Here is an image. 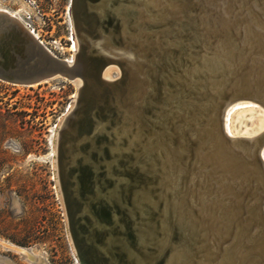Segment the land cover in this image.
I'll use <instances>...</instances> for the list:
<instances>
[{"label": "water", "instance_id": "water-1", "mask_svg": "<svg viewBox=\"0 0 264 264\" xmlns=\"http://www.w3.org/2000/svg\"><path fill=\"white\" fill-rule=\"evenodd\" d=\"M184 1H190L194 7L186 16ZM237 1L168 0L166 3L165 0H71L73 29L78 43L72 63L51 54L19 20L0 13V80L32 85L65 78L76 87L73 105L58 124L54 149L57 155L55 167L59 194L64 203L71 242L80 264H110L99 244L108 231H114L113 227H109L110 218L117 211H111V206L98 201L89 207L92 219L86 213V199L94 192L96 177L92 166L81 164V155L88 143L98 146L106 142L107 135H121L128 141L134 140V137L139 138V147L134 145L135 149L129 155H136L139 160L142 159V153L149 150L155 156L154 160L147 159L138 167L150 174L147 181L150 184L153 182L154 188L162 190L159 195L162 202L158 205L161 218L158 222H147L149 228L158 224L154 242L155 256L135 246L134 230L124 217H120L124 226L123 234L133 249L134 257L127 261L124 256H119L118 262L206 263L199 259L204 250L202 253L190 254L186 259L172 250L176 249L179 235L185 232V228L189 229V223L194 221L191 209L200 216L198 226L205 219L203 204L211 199L207 181L218 184L219 181L223 182L226 175L224 163L215 154L213 156L212 138L216 137L223 144L247 139L230 136L225 131L226 111L236 100L245 97L228 96L223 101L216 97L217 104L214 106L212 102L201 120L194 109L184 111L186 96L180 98L181 109L170 100L181 92L182 87H190L182 79L186 69H192L188 76L191 84L206 81L207 89H214L221 72L229 69V62L221 58L224 49L215 46L220 40L221 30L231 27L234 18H241L244 27L250 24L251 28L259 31L245 11L236 10ZM245 1L264 22V0ZM165 5L168 6L166 13L172 14L177 20L172 27L178 37L171 38L166 34L161 40L157 37L153 39V33L160 26H166ZM133 11L142 13L152 26L143 31L137 17L132 15ZM188 17L195 24L202 25L198 30L204 42L198 60L197 55L189 53L184 57L186 63L179 65L180 60L168 48H179L183 53L179 44L187 41V38L178 21ZM203 17L209 20L208 24L201 21ZM238 39L246 41V33H240ZM217 58L222 59V64L217 69H210L213 60ZM160 63L163 64L162 68L159 67ZM112 65L116 66L119 76L104 78L103 72ZM174 65H178V70L171 69ZM205 70L207 72L204 73ZM235 77L238 75L232 74V78ZM159 94L168 99L170 106L167 109L161 107ZM255 102L264 107L258 100ZM203 124L214 128L213 137H210L212 131L208 134V130L204 133L209 139L196 133ZM263 146L264 138L254 150L255 161L262 172ZM110 155L107 148H104L103 159L113 160L115 157ZM90 158L92 161L98 160L94 155ZM132 159L129 158L130 161ZM156 172H161L162 177L172 185L165 189ZM198 180L202 184L204 182L202 189H197ZM144 181L149 185L145 178ZM180 181L186 185V191L182 194L181 186V191L177 193ZM253 210L264 230V190L260 192ZM212 217H216L215 214ZM91 224L98 229L91 232V240L87 241L86 234ZM189 238L193 237L182 238L183 244L194 247L195 239ZM228 243V239L219 243L215 258L210 259L208 264H217ZM239 257L240 264H250L253 255ZM28 258L33 260L31 256Z\"/></svg>", "mask_w": 264, "mask_h": 264}, {"label": "bare ground", "instance_id": "bare-ground-1", "mask_svg": "<svg viewBox=\"0 0 264 264\" xmlns=\"http://www.w3.org/2000/svg\"><path fill=\"white\" fill-rule=\"evenodd\" d=\"M167 1L165 0L166 3ZM244 1H237L238 7L236 10L238 12L245 11L251 18L252 24L256 25L259 31L251 28L250 24H246L244 27V22L241 18H234L231 27H225L221 30L220 40L215 46L217 49H224L221 58L229 62V69L221 72L214 89H207L208 83L206 81H203V83L197 81L198 83L191 84L188 77L192 70L190 68L186 69V73L182 77L186 83L190 84V87H182L181 92H178L170 100L174 103L175 107L181 109L180 98L181 96H186L187 101L183 106L184 111L189 112V108L194 109L197 117H200L201 120L203 114L207 113L205 111H209V105L212 102L214 106L217 104V98L223 101L228 96L237 97L241 95L245 97L236 100L226 111L225 131L230 136L247 139H238L229 144H223L216 137L212 138L213 156L215 154L219 158L218 160L224 163L223 166L226 167L225 170L227 171L226 175L223 177V182L220 183L219 181L218 184L213 183L214 181H207V190L210 192L211 199L203 204L202 213L205 219L198 226L200 216L195 210L191 209L194 221L189 223V229L185 228V232L179 235L176 249L172 250L175 254L182 255L184 259L190 254L202 253L204 250L199 259L206 261L205 264H208L210 259L215 258L214 256H216L217 250H219V243L224 242L226 239L229 240V243L223 249L221 253L222 257L217 264H240L239 255L243 257L250 254L253 255V258H250V264H264V230L253 210L260 192L264 190V172L259 169L254 155L257 143L264 138V114L254 127L242 130L241 135H238V131L236 133L233 132L230 122L232 116L238 111L253 109V111L264 112V107L259 106L255 102V100H258L264 105V22L259 19L248 1ZM189 2L184 1L185 16L194 9ZM167 8L168 6L165 5V12L163 11L167 18L166 26H160L153 33V39L157 37L161 40V37L166 34L170 35L171 38L178 37V34L172 27V24L176 23L177 20L172 14L166 13ZM137 12L133 11L132 15L137 17L139 27L145 31L152 25L142 13ZM0 13H5L19 20L16 16V11L8 12L0 9ZM201 21L204 24L209 23L206 17H203ZM178 25L187 38V41L179 44L183 53L180 52L179 48L175 47H169L168 50L173 53L175 58L180 60L179 65H184L186 63L184 57L189 53L197 55V60L199 59V50L204 42V38L198 30L202 28V25L200 23L199 25L195 24L189 17L178 21ZM29 31L38 39L35 32ZM243 31L246 33V41L238 39V35L240 33L243 34ZM70 50L73 52L74 58L78 50L77 40L74 41ZM222 59L217 58L213 60L210 69H217L222 64ZM64 60L67 63H72L73 61L69 59ZM162 65L160 63L159 67L162 68ZM174 66L171 69L178 70V65ZM111 68L115 69L116 66H108L103 72L104 78L110 79L114 77L112 76ZM243 68H247L246 71L242 72ZM116 71L117 76H119L117 68ZM232 74H237L238 77L233 79ZM203 88L204 90L202 91ZM158 100H161L160 105L164 109L170 106L167 101L168 99L164 98L162 94H159ZM241 118L239 117V119ZM253 130L255 132H252ZM206 131L208 134L212 131L210 137H213L214 128H210L209 125L206 127L205 124L196 133H199L203 138L209 139V136H205L204 132ZM113 136L107 135L106 142H101L98 146L89 142L85 152L81 155V164L92 166L96 177L94 192L86 199L88 207L86 213L92 219L89 207L98 201L111 206V211H117L116 214L112 213L110 218L109 227H113L114 231L106 233L99 247L109 258L110 264H122L118 262V257L124 256L129 261L134 257V252L123 234L124 226L120 217H124L134 230L136 237L135 246L155 256L156 246L154 242L157 238L158 224L149 228L147 222H158L161 218L158 205L162 202L159 197L162 190L159 191L158 187L154 188L153 182L150 184L147 181L150 174L144 173V170L139 168L142 166L140 164L145 160H154L155 156L149 150L143 152L141 155L142 159L139 160H137L136 155H129L133 153V148L135 149L134 145L139 147L140 139L134 137V140L128 141L121 135ZM104 148H107L111 154L110 156L115 157L113 160L105 161L103 159ZM91 155H94L98 160L92 161ZM129 158H133L132 161ZM261 158L264 161V146L261 151ZM156 174L159 176L165 189L172 185L168 179L162 177L161 172H156ZM144 178L149 185L145 183ZM180 183L177 193L181 191L182 187V194L186 191V185L182 184V181ZM106 184H109V186ZM203 184L201 180H198L196 182L197 189H202ZM212 214H215L216 217L213 218ZM89 228V233L86 234L87 241L91 240V232L94 229H98L94 224H91ZM188 237L195 239L196 244L194 247L183 244V240L188 239ZM0 245L6 250H12L26 257L31 256L35 260L34 252L32 253L28 249L15 246L3 240H0Z\"/></svg>", "mask_w": 264, "mask_h": 264}, {"label": "rangeland", "instance_id": "rangeland-1", "mask_svg": "<svg viewBox=\"0 0 264 264\" xmlns=\"http://www.w3.org/2000/svg\"><path fill=\"white\" fill-rule=\"evenodd\" d=\"M0 9L16 11L47 50L73 60L71 0H0ZM111 73L116 77V68ZM75 94V85L65 78L32 85L0 80V240L34 252L36 260L0 245V264H80L59 194L54 153L58 124ZM263 114L236 112L230 121L233 132L241 135Z\"/></svg>", "mask_w": 264, "mask_h": 264}, {"label": "flooded vegetation", "instance_id": "flooded-vegetation-1", "mask_svg": "<svg viewBox=\"0 0 264 264\" xmlns=\"http://www.w3.org/2000/svg\"><path fill=\"white\" fill-rule=\"evenodd\" d=\"M8 251V250H7Z\"/></svg>", "mask_w": 264, "mask_h": 264}]
</instances>
